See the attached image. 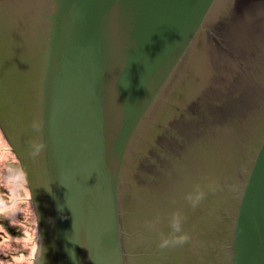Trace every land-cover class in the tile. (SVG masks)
<instances>
[{"label": "water", "instance_id": "obj_1", "mask_svg": "<svg viewBox=\"0 0 264 264\" xmlns=\"http://www.w3.org/2000/svg\"><path fill=\"white\" fill-rule=\"evenodd\" d=\"M0 128L42 264H264V0H0Z\"/></svg>", "mask_w": 264, "mask_h": 264}, {"label": "flooded vegetation", "instance_id": "obj_2", "mask_svg": "<svg viewBox=\"0 0 264 264\" xmlns=\"http://www.w3.org/2000/svg\"><path fill=\"white\" fill-rule=\"evenodd\" d=\"M1 138L5 140L0 130ZM23 175L24 171H22L21 164L16 160V156H14L11 148L8 151L4 145L0 144V264H3L4 260L14 262L13 264H15L17 257H23L22 255L30 257V261L26 260L27 264H39L37 260H34L35 251L39 245L38 238L40 237L39 212L37 211L35 214L34 210L30 211L31 207L29 206L34 207L32 199L29 198L30 202H28L21 198V194L16 189L18 188V184L16 185L15 182H11L13 178L20 176L21 178L17 179V182L20 184L19 181L23 180ZM19 190L21 191V189ZM25 209H28L26 214L24 213ZM23 215H27L26 217L29 220L23 221ZM25 226H27V231L25 230ZM25 234L29 237L27 239L36 245H30L25 252H21L23 250L21 242L25 238ZM35 237L37 238L36 242L33 241ZM6 256H9L8 260Z\"/></svg>", "mask_w": 264, "mask_h": 264}, {"label": "bare ground", "instance_id": "obj_3", "mask_svg": "<svg viewBox=\"0 0 264 264\" xmlns=\"http://www.w3.org/2000/svg\"><path fill=\"white\" fill-rule=\"evenodd\" d=\"M0 130L2 131V129L0 128ZM3 133V132H2ZM6 139V138H5ZM1 140V145L3 146V145H6V144H8L9 146H10V144H9V142L8 141H6V140H4V139H0ZM11 148V147H10ZM12 150V149H11ZM12 152L14 153V156H16V160L18 161V162H20V160H19V158H18V156H17V154L12 150ZM21 164V163H20ZM22 171H23V168H22ZM18 178H21L20 176L19 177H17V178H13L12 180L13 181H11L12 183H14L15 182V184L17 185V187L18 188H16L17 190H18V192L21 194V198H23V199H25V200H27L28 202H30V200H29V198H31L32 199V205L34 206V207H32V206H29V207H31L30 208V211L32 212L33 210H34V212H35V214L37 213V211L39 212V210L40 209H38V207H35V206H37V202H36V200H35V197H33V192H32V190H31V188H30V183H29V181L27 180V176L24 174L23 175V180H21V181H19L20 182V184L17 182V179ZM19 189H21V191L19 190ZM25 204H27V203H25ZM30 204V203H29ZM31 205V204H30ZM41 211V210H40ZM24 216V215H23ZM27 216V215H26ZM26 216H24V218H23V221L24 220H29V218L28 217H26ZM39 217H40V224H39V230H40V233H39V235H40V239L38 238V242H39V245H38V247H37V249H36V251H35V261L37 260V262H39V264H42L43 263V261H44V256H43V239H44V223H45V219H42L41 217V214L39 215ZM25 230L27 231L28 229H27V226H25ZM24 239L22 240V242H21V245H22V248H23V250L21 251V252H25L26 250H27V248L28 247H30V245H33V244H35V243H31L27 238H29L28 237V235L27 234H25L24 235ZM33 241H37V238L35 237L34 238V240ZM36 245V244H35ZM11 254V253H10ZM23 256V255H22ZM6 259L8 260L9 259V256H6ZM36 262V263H37Z\"/></svg>", "mask_w": 264, "mask_h": 264}, {"label": "clouds", "instance_id": "obj_4", "mask_svg": "<svg viewBox=\"0 0 264 264\" xmlns=\"http://www.w3.org/2000/svg\"><path fill=\"white\" fill-rule=\"evenodd\" d=\"M43 145L40 143H34L32 145V151L33 155H39L40 152L42 151ZM203 198V192H198L194 198L190 197V199H193V203L198 202L200 199ZM182 226H183V219L180 216V214H175L172 220V228L174 233H178V235H173L171 238L169 237H164L161 240L160 246L162 248L169 246L170 244L174 243H183L186 240L189 239V235L186 232L182 231Z\"/></svg>", "mask_w": 264, "mask_h": 264}, {"label": "rangeland", "instance_id": "obj_5", "mask_svg": "<svg viewBox=\"0 0 264 264\" xmlns=\"http://www.w3.org/2000/svg\"><path fill=\"white\" fill-rule=\"evenodd\" d=\"M3 136H4V134H3ZM4 138H5V136H4ZM6 140V139H5ZM7 141V140H6ZM5 146V148L8 150V151H10V146L8 145V144H6V145H4ZM11 159V158H10ZM28 209H25L24 210V213L26 214V211H27ZM20 221V220H19ZM21 223V222H20ZM31 255H32V253H31ZM26 260H31L30 259V257H28L27 255H23V257H17V259L15 260V264H27L26 263ZM14 262H8V261H3V264H13ZM31 264V263H30Z\"/></svg>", "mask_w": 264, "mask_h": 264}]
</instances>
